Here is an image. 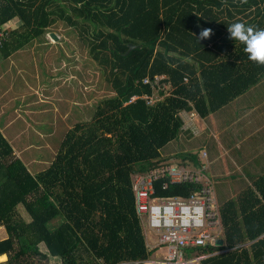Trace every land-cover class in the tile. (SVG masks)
<instances>
[{
    "label": "trees",
    "instance_id": "obj_1",
    "mask_svg": "<svg viewBox=\"0 0 264 264\" xmlns=\"http://www.w3.org/2000/svg\"><path fill=\"white\" fill-rule=\"evenodd\" d=\"M12 20L18 27L2 30ZM236 21L264 28V0H0V61L63 26L112 93L89 121L65 133L41 171L32 173L0 132L6 264H142L150 258L133 177L165 162L160 151L182 133V114L204 119L264 78V66L227 38V25ZM206 28L213 34L200 40ZM164 88H171L167 95ZM184 158L194 168L206 164L197 154ZM153 186L159 197L197 190L165 178ZM217 208L222 245L188 252H218L203 264H264V172Z\"/></svg>",
    "mask_w": 264,
    "mask_h": 264
},
{
    "label": "rangeland",
    "instance_id": "obj_2",
    "mask_svg": "<svg viewBox=\"0 0 264 264\" xmlns=\"http://www.w3.org/2000/svg\"><path fill=\"white\" fill-rule=\"evenodd\" d=\"M17 27V21L12 20L4 25L2 30ZM50 30L40 42H34L23 51L14 53L13 57L10 56L12 57L10 60L0 61V105L3 101L6 102L3 98L6 97L9 100L5 116L7 112L12 115V110L18 103V95L19 103L26 101L29 105L26 109L25 105L19 109L20 137L17 147H19V152L22 151L21 158L27 163L32 173L48 167L65 133L76 123L89 121L98 102L112 95L104 88L105 83L100 70L87 55L86 49L78 41L77 36L69 28L63 26L52 27ZM51 33L58 38L56 41L50 37ZM8 67L9 70H7ZM4 70H6L5 73H3ZM36 89L37 92H35ZM170 89L164 88L163 91L167 95ZM160 90L161 88L155 90V97H160ZM262 91L264 92V89ZM259 101H261L260 106L264 107V95ZM24 109L30 110L31 114L23 112ZM237 112L236 116H239ZM231 114L232 110L228 115ZM236 116L230 121L233 122L235 119L233 124L240 123L243 118L242 115L237 118ZM181 117L186 121L181 128L182 133L177 140L161 149L162 159L165 162L160 165L183 167L190 170L194 168L193 162L184 157L197 154L199 160L206 163L204 172L211 179L207 144H212L213 137L208 129V120L199 119L196 115L189 113L182 114ZM221 119L223 120L222 117ZM260 125H262L259 127L261 133L258 137L251 133L250 129L248 132L250 135L244 138L245 148L242 153L245 154L247 151L250 160L253 156H257L258 152L259 155L264 153V123ZM257 127L258 125H255L253 131H257ZM202 139L209 141L203 143ZM29 146L31 147L26 149ZM198 147L201 149L199 150ZM203 153L206 159L202 157ZM263 172L264 169L259 171L260 174ZM220 181L213 182L218 205L227 198L236 196L235 194L244 188L241 187L242 185L220 184ZM19 210L22 216V209ZM5 235V230L0 227V239L6 237ZM151 239L153 240V236ZM40 249L45 251L42 246ZM165 255L166 249L159 247L150 258L159 259ZM7 260L8 256L5 255V260L0 262L6 264ZM50 264L59 263L57 260H52Z\"/></svg>",
    "mask_w": 264,
    "mask_h": 264
},
{
    "label": "built area",
    "instance_id": "obj_3",
    "mask_svg": "<svg viewBox=\"0 0 264 264\" xmlns=\"http://www.w3.org/2000/svg\"><path fill=\"white\" fill-rule=\"evenodd\" d=\"M202 157L206 159L204 153ZM205 168V164L190 170L160 165L133 177L135 212L145 240L153 236V243L147 245L154 252L159 247L166 249L164 257L149 258L142 264H203L205 259L218 254L188 252L192 248L216 246L222 237L213 180L206 176ZM161 178L170 184H192L197 190L186 197L155 196L153 183ZM166 186L167 183L163 188Z\"/></svg>",
    "mask_w": 264,
    "mask_h": 264
},
{
    "label": "crops",
    "instance_id": "obj_4",
    "mask_svg": "<svg viewBox=\"0 0 264 264\" xmlns=\"http://www.w3.org/2000/svg\"><path fill=\"white\" fill-rule=\"evenodd\" d=\"M24 49L20 51H23ZM12 57H9L8 59L10 60ZM11 64L12 63L10 62V65ZM9 67L11 69L13 68V66ZM9 67L7 68V70H9ZM5 72L6 70L3 71V73ZM263 89L264 78L256 86L249 89L245 94L234 99L232 102H230L228 105L224 106L217 112L210 114L206 118L202 119L208 120V129L210 130V133H212L213 137L211 145H208V139H202L203 143H208V161L210 165L209 176L211 177L213 182L215 181L216 183L221 180L220 184L242 185L241 187H245L246 184H251L252 181L258 175H260L259 171H262L264 169V153L259 155L260 153L258 152V155L255 157L253 156L251 160L247 154V151L245 154L242 153L243 149L245 148L243 143L245 140L244 138L250 135V133H248L249 130L251 129V133H254L257 137L261 133V128L259 127H262V125L260 124L264 123V107L260 106L261 101H259V99L264 95V92L262 91ZM35 92H37V89L35 90ZM3 99L6 102L3 101V103L0 105V132L13 148L16 157L21 158L22 151L19 152V147H17L20 137L19 109L24 105L26 109V107H29V105L28 103L26 104V101L19 103L18 95V103L17 106L12 110V115H9V113L7 112V115L5 116L4 113L6 106H8L9 100L6 97ZM25 109L23 110V112L30 113V110ZM230 110H232V114L228 115L230 113ZM236 111H238L239 116L242 115L243 118L240 120V123L237 122L233 124L235 119L233 120V122L230 121L235 118ZM239 116H236V118ZM221 117L223 118V120L221 119ZM255 125H258V129H256L257 131H253ZM240 137L241 140H239ZM30 147L31 146L27 147L26 149ZM24 148L22 150H24ZM151 241L153 242L151 237L145 240L146 246L149 249L150 247L147 245V242L149 244H152Z\"/></svg>",
    "mask_w": 264,
    "mask_h": 264
},
{
    "label": "clouds",
    "instance_id": "obj_5",
    "mask_svg": "<svg viewBox=\"0 0 264 264\" xmlns=\"http://www.w3.org/2000/svg\"><path fill=\"white\" fill-rule=\"evenodd\" d=\"M227 38L244 45L248 60L264 66V28H257L242 21L227 25ZM212 29L206 28L200 32L199 39L205 40L212 36Z\"/></svg>",
    "mask_w": 264,
    "mask_h": 264
},
{
    "label": "water",
    "instance_id": "obj_6",
    "mask_svg": "<svg viewBox=\"0 0 264 264\" xmlns=\"http://www.w3.org/2000/svg\"><path fill=\"white\" fill-rule=\"evenodd\" d=\"M50 37H51L54 41H56V40L58 39V38L56 37V35L53 34V33L50 34ZM128 47H129V50H128V51H130L131 49L134 48L133 45H129ZM222 243H223V241L220 239V240H217L216 245H222Z\"/></svg>",
    "mask_w": 264,
    "mask_h": 264
},
{
    "label": "bare ground",
    "instance_id": "obj_7",
    "mask_svg": "<svg viewBox=\"0 0 264 264\" xmlns=\"http://www.w3.org/2000/svg\"><path fill=\"white\" fill-rule=\"evenodd\" d=\"M4 260H5V255H0V261L3 262Z\"/></svg>",
    "mask_w": 264,
    "mask_h": 264
}]
</instances>
